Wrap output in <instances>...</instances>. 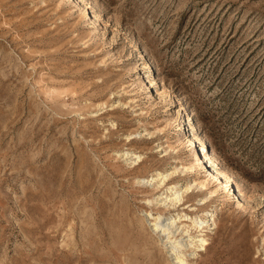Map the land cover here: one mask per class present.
<instances>
[{
  "label": "rangeland",
  "instance_id": "rangeland-1",
  "mask_svg": "<svg viewBox=\"0 0 264 264\" xmlns=\"http://www.w3.org/2000/svg\"><path fill=\"white\" fill-rule=\"evenodd\" d=\"M148 212L264 264V0H0V264H173Z\"/></svg>",
  "mask_w": 264,
  "mask_h": 264
},
{
  "label": "bare ground",
  "instance_id": "bare-ground-1",
  "mask_svg": "<svg viewBox=\"0 0 264 264\" xmlns=\"http://www.w3.org/2000/svg\"><path fill=\"white\" fill-rule=\"evenodd\" d=\"M177 113L179 115L180 110H178ZM181 125H183V122H181ZM178 129H180V126L178 127ZM186 139L189 140V147L187 149L191 150L193 148V150L195 151L196 149L195 140L190 135L187 136ZM195 154H196V159L199 160V162L197 163L207 164L205 156L202 155L201 152H196ZM137 157H140V155H136V157L131 158L132 161H135ZM191 163L194 165V162ZM187 168L188 167H186L185 170ZM177 172L178 169L177 167H175L171 171H167L166 173H162L158 171L155 175H151V177H147V178L143 177L139 180L149 185H152L154 183L161 185L166 183L167 179L173 176ZM208 175L215 182H220L222 185L221 188H224L226 190L227 187H229L231 190H227V191H229V193H232L234 191L236 193L235 199L240 200L239 194H237V190L234 188V186L232 187L230 181L224 177L223 173L220 170H217L215 168L210 169ZM194 186L199 187L200 189L205 188L204 183H199L196 181H194V183H188L185 185L175 183L173 185L167 186L165 188V191L162 192L159 196L155 197L154 199H147V203L151 204L155 200L156 202L162 205H168V206L180 204L181 201L184 199L185 194L191 191ZM163 193L165 194L162 195ZM210 193H212V191ZM207 199H208L207 196L200 198L199 199L200 204L205 203ZM146 215L150 225L152 226V230L158 235L161 244L164 246V248L170 255L171 259L173 260V264H188L186 254L183 250L186 244L180 238H178L176 234V230L180 228V226L178 225V220L181 218V216L179 215L178 217H176L171 215L169 217H163L161 213H158L157 215H153L151 212L146 213ZM185 216L187 217L186 221L189 220L190 223L184 222L182 224L185 226V228H180V231L182 232L183 231L188 232L191 226L196 228L197 231L199 232L202 231L203 227L205 226L209 227L210 229L211 225L214 223L215 220L214 213L212 211H207L203 215L189 216L185 214ZM186 235L188 236L187 242L189 244H193L192 246L196 250L198 248L199 249L205 248L204 246L207 243V240L205 237L202 236L203 234L200 233V234L192 235L187 233ZM192 253H194V250L192 251Z\"/></svg>",
  "mask_w": 264,
  "mask_h": 264
}]
</instances>
